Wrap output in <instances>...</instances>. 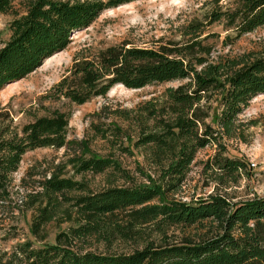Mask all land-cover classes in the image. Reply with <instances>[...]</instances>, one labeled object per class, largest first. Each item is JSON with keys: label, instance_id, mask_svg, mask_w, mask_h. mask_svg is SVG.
<instances>
[{"label": "trees", "instance_id": "obj_1", "mask_svg": "<svg viewBox=\"0 0 264 264\" xmlns=\"http://www.w3.org/2000/svg\"><path fill=\"white\" fill-rule=\"evenodd\" d=\"M132 1L136 0H20L16 8L14 0H0V13L13 16L9 38L0 47V89L65 49L71 34L88 27L104 10ZM218 1L204 20L195 18L184 26L183 42L156 40L152 47H140L124 41L89 53L77 51L47 98L79 105L106 95L114 85L140 89L189 79L138 106L135 136L121 126L107 124L114 139L109 140L106 130L92 124L100 139L119 149L130 150L123 146L124 138L132 141L143 164L162 170L173 188L185 178L196 152L208 144L221 146L223 136L232 137L238 116L253 97L264 93V55L209 62L203 56L209 50L200 39L205 27L215 22L235 33L225 38L235 39L263 26L264 0H232L225 8L217 6ZM213 97L219 109V130L206 121ZM132 111H122L126 120L131 119ZM69 116L56 108L24 124L20 131L0 137V197L7 193L10 175L22 155L38 147L76 145L67 160L76 174L112 169L125 175L111 156L85 155V140L67 139ZM64 167L57 165V171L39 182L41 190L30 195L31 206L36 205L31 231L44 240L43 226L63 202H71L72 210L64 208L63 213L72 224L56 235L55 244L34 247L30 241L17 243L10 253H0V264H264V196L230 202L225 195L211 193L194 203L162 199L149 204L160 190L117 186L110 181L111 186L94 191L85 182L62 176ZM206 167L235 179L246 164L240 158L217 154ZM122 212L127 219L124 225L117 220ZM146 224H152L158 234L173 226H199L205 232L196 238L156 242L149 236L142 238L140 227ZM92 238L107 247L129 240L136 246L127 252L86 250L82 243Z\"/></svg>", "mask_w": 264, "mask_h": 264}, {"label": "rangeland", "instance_id": "obj_2", "mask_svg": "<svg viewBox=\"0 0 264 264\" xmlns=\"http://www.w3.org/2000/svg\"><path fill=\"white\" fill-rule=\"evenodd\" d=\"M20 0H14L19 7ZM232 0H219L217 6L225 8ZM215 6V0H136L104 10L88 27L75 30L69 45L56 52L27 76L5 84L0 89V137L20 131L21 127L35 118L48 115L53 109L69 112L67 139L72 142L85 140V155L111 156L124 169L125 175L109 169L101 174H76L72 164L67 163L73 148L38 147L25 152L17 169L10 175L7 193L0 197V253H10L17 243L30 241L34 247L55 244V237L66 231L72 224L63 209L72 210L71 202H63L53 218L43 226L44 240H39L31 231L33 214L30 195L39 192V182L47 178L59 164L65 165L62 176L85 182L91 190H101L113 185L148 186L160 190V195L149 202L158 204L162 199L194 203L207 198L211 193L225 195L230 202H238L256 196H264V93L253 97L238 116V126L232 137L223 136L221 146L208 144L199 149L183 181L173 188L162 170L150 169L143 164V157L123 139L122 150L109 141L100 139L92 124L106 130L109 140H114L107 124L121 126L135 136L137 125L135 115L139 105L151 98L161 96L167 87H176L188 82L180 79L130 89L114 85L104 96H96L83 104L69 103L66 99L47 98L49 89L58 82L70 67L73 55L83 49L84 53L108 45L129 42L140 47H152L156 40L183 42L184 26L193 19L204 20L205 15ZM13 16L0 13V47L9 38L8 24ZM235 33L227 30L223 23L215 22L206 26L200 35L201 44L209 50L205 56L209 62L228 58H246L264 55V25L239 38H225ZM198 69L199 66H196ZM213 97L210 101L211 115L206 120L219 130L216 122L219 109ZM130 112L131 121L125 119L124 110ZM221 133V130L219 131ZM133 140V139H131ZM81 154V153H80ZM217 154L224 157L240 158L246 167L230 179L206 167V163ZM75 195L76 193H68ZM73 202V201H72ZM120 224L126 223L125 213L117 215ZM142 238L156 242L179 241L185 237L196 238L205 232L199 226L170 227L158 234L152 224L140 227ZM143 241V239H141ZM86 250L104 252H127L136 246L132 240L116 241L107 247L95 238L82 243Z\"/></svg>", "mask_w": 264, "mask_h": 264}]
</instances>
